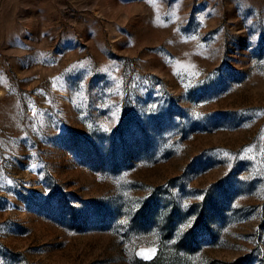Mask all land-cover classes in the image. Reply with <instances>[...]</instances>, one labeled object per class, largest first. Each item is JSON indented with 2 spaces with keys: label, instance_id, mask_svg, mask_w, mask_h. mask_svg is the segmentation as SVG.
<instances>
[{
  "label": "rangeland",
  "instance_id": "374dc122",
  "mask_svg": "<svg viewBox=\"0 0 264 264\" xmlns=\"http://www.w3.org/2000/svg\"><path fill=\"white\" fill-rule=\"evenodd\" d=\"M0 264H264V0H0Z\"/></svg>",
  "mask_w": 264,
  "mask_h": 264
}]
</instances>
